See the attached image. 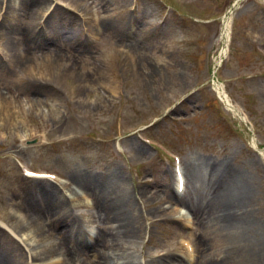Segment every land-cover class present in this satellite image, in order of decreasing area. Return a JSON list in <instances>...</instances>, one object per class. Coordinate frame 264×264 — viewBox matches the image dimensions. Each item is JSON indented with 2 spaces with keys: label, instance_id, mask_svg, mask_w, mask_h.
<instances>
[{
  "label": "rangeland",
  "instance_id": "1",
  "mask_svg": "<svg viewBox=\"0 0 264 264\" xmlns=\"http://www.w3.org/2000/svg\"><path fill=\"white\" fill-rule=\"evenodd\" d=\"M4 1L0 223L9 232L0 243L14 248L13 236L29 235L41 253L36 263L92 264L78 241L93 248L87 231L107 239L111 225L87 222V205L98 200L76 180L93 184L116 175L129 201L123 212L137 233L108 251L110 261L179 264L182 257L185 264H196L198 257L201 264L198 244L213 254L221 238L195 220L190 202L197 191L187 173L194 161L202 173L223 163L243 179L235 191L240 211L229 231L227 262L264 264V154L252 148L251 133L225 109L212 84L213 79L222 84L264 151V0H243L235 8L228 55L220 66L222 21L236 0ZM32 5L43 12L30 15ZM132 36L146 47L139 61L127 66L119 45ZM39 137L38 144H28ZM155 143L178 157L182 192L176 191L174 160ZM22 168L66 183L28 177ZM38 190L44 203L68 197L80 204L81 218L78 208L71 213L80 219L74 233L68 230L70 219L44 234L30 224L24 209L28 201L39 200ZM118 196L110 195L111 202L119 203ZM58 233L67 235L61 244L55 240ZM181 240L192 245L193 258ZM21 257L20 264L28 261L26 252Z\"/></svg>",
  "mask_w": 264,
  "mask_h": 264
},
{
  "label": "bare ground",
  "instance_id": "2",
  "mask_svg": "<svg viewBox=\"0 0 264 264\" xmlns=\"http://www.w3.org/2000/svg\"><path fill=\"white\" fill-rule=\"evenodd\" d=\"M6 2L0 0V5H4ZM44 8L32 5V8L28 9V13L32 15L33 13L39 14L43 12ZM1 13V12H0ZM120 24H125V20H121ZM2 25V23L0 24ZM31 30H34L31 29ZM28 28H25L24 34H26ZM133 37V36H132ZM220 40L223 43L222 48L219 52V63L224 61L227 56L228 45L230 41V18L226 15L222 21V30L220 33ZM30 41V39H28ZM145 42L139 37H128L123 39L122 44L119 48L125 51L126 61H128L127 66L135 61H139V57L143 54L145 48ZM21 56L23 53L20 54ZM121 67L125 68V58L120 59ZM140 64V63H139ZM221 99L228 102V97L225 92H217ZM253 148L256 146L253 144ZM258 150V149H256ZM261 152V151H260ZM191 169L187 174L190 176V183H194V187L197 191V195L193 202H190L193 209H191L199 224L203 226L206 231H213L220 235L221 244L213 254L210 252L205 253L202 244H198L197 249L203 255L202 259L204 262L201 264H228L227 258L225 256V250L227 249L229 242V231L233 229L237 222V216L240 211V200L241 196L238 193L237 187L243 183V179L239 173L231 168H227L223 163L210 164L207 173H202L197 166L196 162H192L190 165ZM76 179V177H74ZM79 186L84 188L86 192L91 195H95L97 202L94 200L92 204L87 205L88 211L90 212L87 222L91 224L107 226L111 225L109 228V237L103 238L101 233H96L93 230H88L87 233L90 236V240L93 248L88 245H84V239L79 240V249L84 252V257L93 258L92 264H137L133 260H117L110 261L107 257L108 251L126 245L129 241L135 237L136 231L133 229L129 217L123 212L126 205H129V201L125 202L122 197L123 183L116 179V175L112 176L110 181L107 180H94L93 184L85 180H76ZM82 182V183H81ZM88 183L90 186H88ZM53 184V183H52ZM120 202H111L110 195H114L115 199L119 198ZM37 196L39 200L33 202H27L26 209H24V216L31 219V225L35 224L39 234L45 233V228L52 229L51 225L54 223L64 222L70 219L71 227L68 230L70 232H75L77 225L80 222V204L76 202H71L67 199H63V202L53 201L51 203L42 202L44 194H40L37 191ZM92 196V195H91ZM93 197V196H92ZM101 197V198H100ZM94 198V197H93ZM54 207V209L50 208ZM63 208L64 214L61 215V209ZM79 209V218L74 220L72 217V211ZM28 212L30 215L26 213ZM197 215V216H196ZM22 216V220L25 222L27 219ZM5 225L0 223V238L8 237V229L4 227ZM55 235V240L58 244L63 243L66 240V233H58ZM13 236V235H12ZM15 241L14 248H10L4 244L0 243V264H20V260L23 252H26L28 261L23 264H56V260H48L43 263L34 262L41 255L32 246L33 240L29 235L23 236H13ZM204 239V238H202ZM13 241V239H11ZM87 243V242H86ZM90 248V249H89ZM89 252L91 254H89ZM16 253V254H15ZM205 253V254H204ZM187 262H189L187 258ZM200 260L197 257L196 264H199ZM90 264V263H88ZM179 264H185L183 258L181 257V262Z\"/></svg>",
  "mask_w": 264,
  "mask_h": 264
},
{
  "label": "water",
  "instance_id": "3",
  "mask_svg": "<svg viewBox=\"0 0 264 264\" xmlns=\"http://www.w3.org/2000/svg\"><path fill=\"white\" fill-rule=\"evenodd\" d=\"M37 142H38V139H34L32 142H29L28 144L33 145V144H36Z\"/></svg>",
  "mask_w": 264,
  "mask_h": 264
}]
</instances>
